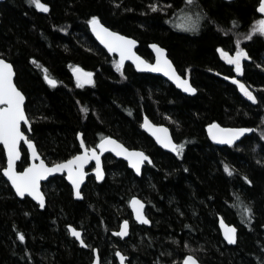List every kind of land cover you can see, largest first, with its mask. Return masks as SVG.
Returning a JSON list of instances; mask_svg holds the SVG:
<instances>
[{"label":"trees","instance_id":"1","mask_svg":"<svg viewBox=\"0 0 264 264\" xmlns=\"http://www.w3.org/2000/svg\"><path fill=\"white\" fill-rule=\"evenodd\" d=\"M41 3L48 11L32 0L0 5V56L15 68L16 84L27 99L30 137L44 159L54 163L76 154L82 132L88 146L103 136L116 137L147 152L152 164L137 177L126 162L108 155L105 180L96 183L90 177L83 200L73 199L64 177L55 176L40 210L29 198L19 199L3 177L6 158L0 145V264H91L95 248L104 264L106 259L117 264V249L129 264H183L188 254L203 264H264V34L252 32L262 19L260 1ZM92 16L137 39L139 53L147 58L149 44H160L197 93L186 95L129 64L118 70L116 57L90 31ZM237 48L247 52L240 72L220 53L234 54ZM77 65L94 74L93 83L78 84L72 76ZM44 69L56 85L45 80ZM236 80L256 99L244 95ZM144 116L171 129L184 145L180 155L156 145L142 129ZM213 122L251 131L232 145H216L207 133ZM23 152L18 169L28 163ZM133 196L146 201L152 225L133 223L129 237L121 240L112 231L132 217L128 202ZM220 215L238 228L234 246L221 236ZM69 225L83 230L88 248L70 236Z\"/></svg>","mask_w":264,"mask_h":264},{"label":"snow or ice","instance_id":"2","mask_svg":"<svg viewBox=\"0 0 264 264\" xmlns=\"http://www.w3.org/2000/svg\"><path fill=\"white\" fill-rule=\"evenodd\" d=\"M32 2L35 3L36 7L41 8L44 11H48V5L41 3V0H32ZM153 7H155V5H153ZM259 11L264 13V0H260ZM88 23L92 26L93 32H95L100 40L108 47L109 51H118L120 53V62L117 65L118 70L125 59L132 58L136 61V66L138 68L144 66L151 68L154 71L164 72L166 75H169L172 79L176 80L180 86L185 89V91H196V89L192 87L187 79L181 78V76L176 72L172 62L168 60L167 56L163 55L165 50L159 45H152V47L156 50L157 57L156 63L151 64L147 60H143L141 57L136 56L135 52H133V45L137 43L134 39L128 36H123L118 32L111 31L100 22L97 16H92ZM256 25L257 26L252 28V32L264 34V19L257 21ZM247 38L250 37H246V39ZM220 52L229 63L235 64L237 72L241 71V58L247 56V52H245L243 48H237L234 56H230L223 49H220ZM73 71L76 73V79L80 86L85 83H93L91 79V72L84 71V69L80 68L79 65H77ZM44 72V78L50 85L54 86L58 83L55 78L48 74L47 69H44ZM13 75V65L6 59L0 58V105H3L0 106V141L3 142L8 154V166L3 169L4 174L11 181L16 189V192L20 196H24L25 193H28L39 201L40 207H44V193L40 190L41 177L46 176L49 172H60L64 169H67L68 179L71 180L73 186L77 189L75 194L76 196H80L81 193L78 189L80 182L84 177V172L82 169L83 165L87 163L89 159L95 158L96 168L94 171L96 172L97 179L102 178L100 157L96 148L88 149L85 147V151L83 153L73 156L69 160L54 163L51 166L45 164L44 160L41 159L39 164H30L22 172H16L14 170L13 162L19 156L17 145L21 139H24V141L27 143L29 149L32 152L33 158H36L38 153L33 141L27 138L25 133L21 131V122H27L28 119L24 109L25 95L23 91H21V89L14 83ZM230 78L235 79L234 77ZM235 82L240 86V89L244 95H246L251 100L256 99V97L247 90L241 81L236 80ZM87 110V108H83V111L87 112ZM144 127L149 128L150 131L155 130L153 131V134L156 135L157 140L163 144L164 147L171 148L172 151H174L177 155H180L184 145L182 143H174L171 137L168 136V130L166 128H164L162 125H151L147 119L145 120ZM208 129L209 134L214 140L220 139L222 141H226L228 144H232L233 141L243 133L251 131L249 128H221L220 125L215 122L209 124ZM160 133H163V135L161 136ZM81 146H84L83 139H81ZM105 147H112V150L115 151L117 155H127L129 161L132 163V166L137 172L140 171V164L143 161L148 160L151 162L144 152L134 149L129 150L122 143L110 136L104 137L99 143V149L101 151L104 150ZM73 165H77V167L74 168ZM224 167L225 171H228L229 173L231 172V169L227 164H225ZM245 179L247 180L248 178L245 177ZM248 182L251 183L250 180ZM131 204L136 211L137 219H143L145 222H148L141 210L143 207L142 202L133 197ZM244 211L246 213H251V208L245 207ZM249 219H251V216H249ZM221 224L223 225V220H221ZM223 226L226 229L225 237L230 242H233L235 240L236 229L228 225ZM69 228L74 236L77 238L80 237V232L76 228H73L71 225H69ZM127 231L128 221L125 220L123 221L120 232L117 234L123 236L127 233ZM19 238L23 240V234H20ZM80 243L83 244L84 241L81 239ZM116 255L120 258L121 264H124V256L119 252H117ZM96 264H99V260H97ZM184 264H198V261L194 256L189 255L184 258Z\"/></svg>","mask_w":264,"mask_h":264},{"label":"water","instance_id":"3","mask_svg":"<svg viewBox=\"0 0 264 264\" xmlns=\"http://www.w3.org/2000/svg\"><path fill=\"white\" fill-rule=\"evenodd\" d=\"M4 1H5V0H0V5H1ZM225 1H234V0H225ZM259 1H260V0H259ZM258 14L262 17V19H264V13H261V12L259 11V7H258ZM0 21H1V19H0ZM100 22H101V21H100ZM101 23H102V22H101ZM102 24H103V23H102ZM103 25H104V24H103ZM104 26H105V25H104ZM105 27H107V26H105ZM89 28H90V31H91L93 37H94L95 40L98 42V44H99V45H100V46H101V47H102V48H103V49H104L109 55H111V56H117V58H118V60H119V62H120V53H119L118 51H109L108 47H107V46H106V45L100 40V38L96 35V33L93 32V30H92V26H91L90 24H89ZM107 28H109V27H107ZM109 29H110L111 31H113V32H117V31L112 30L111 28H109ZM118 33H119V32H118ZM120 34H121V33H120ZM121 35H123V34H121ZM123 36H126V35H123ZM128 37H130V36H128ZM130 38L134 39V40L137 42L135 45H133V48H132V50H133V52H135L136 56L141 57L143 60H147V59H146L145 57H143V56L139 53V51H138L139 41H138L137 39L133 38V37H130ZM153 44H157V45H159L161 48H163V49L165 50L164 53H163V55H164V56H167L168 60H170V61L172 62V65H173V67L175 68L176 72L181 76V78H183V79H187V80L189 81V83L192 85V87L195 88V86H193V84H192V82H191V80H190L189 78H187L186 76H184V75H182V74L179 73V71L177 70L175 64L173 63V61L171 60V58L168 56V51H167L164 47H162L160 44H158V43H151V44H150V49H151V51H152V53H153V55H154V60H153V62H151V61H149V60H147V61H148L149 63H151V64H155V63H156L157 53H156V50L152 47ZM0 58H3V57L0 56ZM3 59H5V58H3ZM6 60H7V59H6ZM7 61H8L9 63H11L9 60H7ZM126 63H130V64L135 68V70H136L137 72H141V73H150V74H155V75L162 76L164 79H166L168 82H170L171 84H173L178 90H180L182 93H184V94H186V95L193 96V95H195V94L197 93V89H196V88H195V89H196L195 92H188V91H185V89H184L183 87H181L180 84H179L176 80L172 79L169 75H166L164 72L154 71V70H152L151 68L144 67V66L138 68V67L136 66V61H135L134 59H132V58H127V59H125V60L123 61V64H126ZM11 64H12V63H11ZM12 65H13V64H12ZM80 68H81V67H80ZM82 69H83V68H82ZM84 71L88 72V71L85 70V69H84ZM13 73H14V75H13V81H14V83L16 84V71H15L14 66H13ZM72 76H73L74 79H76V73H74V71H72ZM91 79L93 80V74H92ZM76 80H77V79H76ZM85 84H88V83H85ZM16 85H17V84H16ZM26 102H27V99H26V96H25L24 109H25V114H26V116H27L28 119H27V122H24V121L21 122V131H23V132L25 133V136H26L27 138H29V134L31 133L32 123H31L30 117H29V115H28V113H27V111H26ZM0 106H3V105H0ZM146 119H147V121H149V122L151 123V125H157V126L162 125L164 128H166V129L168 130V133H167L168 136L171 137V139L173 140L174 143L178 144V143L175 141V139H174V137H173V135H172L171 129H170L166 124H156V123H154L152 120H150V118H149L148 116H144V118H143V121H142V129L146 132V134H147L148 136H150L160 148H162L163 150H165V151H167V152H169V153H171V154L177 155L174 151H172L171 148H166V147H164V145L161 144V143L157 140L156 135L153 134V131H155V130L150 131L149 128L144 127V124H145V120H146ZM215 123H216V122H215ZM217 124H219V123H217ZM219 125H220V124H219ZM220 127H221V128H239V127H226V126H222V125H220ZM207 133H208L209 139H210L214 144H216V145H232V144H234L235 142L239 141V140L241 139V137L245 134V133H243L242 135H240L239 137H237V139H235V140L233 141L232 144H228L226 141H222V140H220V139H216V140H214V139L212 138V136L209 134V129H208V128H207ZM160 135L162 136L163 133H160ZM106 137H109V136H106ZM110 137H111V136H110ZM112 138L115 139V140H117V141H119L120 143H122V144H123L126 148H128L129 150H133V149H134V150H138V151H142V152H144L145 155L149 158V160H150L151 162H149L148 160L143 161V162L140 164V171L137 172L136 169L132 166V163L129 161L127 155H117L116 152L112 150V147H105L104 150L101 151V150L99 149V143H100V141H101V140H100L99 143H98V145H97V147H96V150H97V152H98V154H99V157H100V169H101V172H102V178H101V179H97L96 172L94 171V169L96 168V161H95V158H91V159H89V160L87 161V163H85V164L83 165V169H82V170H83V172H84V177H83V179L81 180L80 185H79V189H78V190L80 191V193H81L80 196H76V194H75L76 191H77V189L73 186L71 180L68 179V170H67V169H64L63 171H60V172H49L46 176L41 177V180H40V190H41V192L44 193V191H43V185H44V183L48 182L51 178H53V177H55V176H61V175H64L65 178H66V180H67V182H68V184H69V185L71 186V188H72L74 198H75L76 200H82V199H83L82 189H83L84 185L86 184L87 176H88L89 174H93L98 182H103V181L105 180L107 174H106V171H105V168H104V165H103V156H105V155H107V154H111V155H112L113 157H115L116 159H121V160L125 161V162L127 163L128 167H129L130 169L133 170L134 174H135L137 177H141L142 174H143V169H144V167H145L147 164H149V165L152 164L151 156L148 155L144 150H142V149H140V148H129V147H127L123 142H121L120 140H118L117 138H115V137H112ZM29 139H30V138H29ZM81 139H83V135H82V133H79V134H78V140H79L80 146H81ZM31 140H32V139H31ZM83 140H84V139H83ZM32 141H33V143H34V145H35V147H36V150H37L38 156H37L36 158H33V156H32V152H31V150L29 149L27 143L24 141V139H21V141H20V142L18 143V145H17V148H18V151H19V156H18V158L13 162V167H14V170H15L16 172H22V171H24V169L27 168L30 164H33V163L39 164L40 160L43 159V157L41 156V154H40L39 151H38V148H37V146H36L34 140H32ZM22 144H24V145L26 146V148H27V151H28V154H29V161H30V162H29V164H28L27 166H25L22 170H19V169H18V163L20 162V160H21V158H22V150H21V146H22ZM0 145L3 146L4 152H5L6 165H5L4 168H6V167L8 166V154H7V149L4 147V144H3L2 141H0ZM85 147L87 148V146H86V144H85V142H84V146H81V151H80L79 153H77L76 155L83 153V152L85 151ZM88 149H91V148H88ZM89 154H90V153H89ZM76 155H74V156H76ZM71 158H72V157H71ZM71 158H69V159H71ZM69 159H66V160H69ZM43 160H44V159H43ZM66 160H64V161H66ZM44 162H45V164H47V165H49V166L52 165V164H48V163L46 162V160H44ZM60 162H62V161H60ZM92 162L94 163L95 167H94L90 172H87L86 169L92 164ZM57 163H59V162H57ZM73 167L76 168L77 165H73ZM4 168H3V169H4ZM3 169H2V175H3V177L8 181V183H9L10 186H11V188L14 190L16 196H17L19 199H23V198H25L26 196H28L29 198H31V199H32L37 205H39V207H40V203H39V201L36 200V199H35L33 196H31L30 194L25 193L24 196H20V195L16 192L15 187L13 186V184L11 183V181L8 179V177L4 174ZM133 197H135L136 199H138V200H140V201L142 202L143 207H142L141 210H142V212H143L144 217L147 218V221H148V222H145L143 219H137L136 211H135V209L133 208V206H132V204H131V200H132ZM133 197H131V199H130V201H129V207H130V209H131V212H132V216H133L134 221H135L138 225H144V226L150 227V226L152 225V220L150 219V217H149L148 214H147V203H146V201H145L142 197H140V196H133ZM46 203H47V199H46V195H45V193H44V207H40L41 210H44V209H45V207H46ZM221 220H223V225H228V226H230V227H234V228L236 229V232H235V240H234L233 242H230V241L225 237V231H226V229H225V227L221 224ZM127 221H128V220H127ZM122 225H123V222H121V224L119 225V226H120L119 229L116 230V231H113L112 234H113V235H118L117 233L120 232V229H121ZM71 226H72L73 228H76V227L73 226V225H71ZM218 227H219V230H220V233H221V236H222L224 242H225L227 245H230V246H234V245H236L237 240H238V228H237V226L234 225V224L228 223V222H227V221H226V220L220 215L219 218H218ZM76 229L80 232V237L77 238L76 236H74V235L72 234V232H71L69 226H68V231H69L70 236H71L72 238H74V239L79 243V245H80L81 247H83V248H87L88 245H87L86 242L84 241V238H83V231H82L81 229H78V228H76ZM130 233H131L130 222L128 221V231H127V233H126L125 235H123V236H120V235H118V236H119L121 239H126V238L129 237ZM81 239L84 241L83 244L80 243V240H81ZM117 252H119L121 255L124 256V258H125V259H124V264H129V263L127 262V256H126L122 251L117 250V251L115 252V257H116V260H117L118 264H121V261H120V258L116 255ZM189 255H191V254H188V255H186V256H189ZM186 256H185V257H186ZM191 256H194V255H191ZM185 257H184V258H185ZM194 257H195V256H194ZM195 258H196V257H195ZM196 259H197V258H196ZM97 260H99V264H101V258H100L99 251H98L97 248H95V249H94V253H93V260H92V263H91V264H96ZM197 261H198V264H203V263H201L198 259H197ZM183 264H184V259H183Z\"/></svg>","mask_w":264,"mask_h":264},{"label":"flooded vegetation","instance_id":"4","mask_svg":"<svg viewBox=\"0 0 264 264\" xmlns=\"http://www.w3.org/2000/svg\"><path fill=\"white\" fill-rule=\"evenodd\" d=\"M151 44V43H150ZM150 44H149V48H150ZM151 50V49H150ZM151 53H152V51H151ZM142 55V54H141ZM111 56V55H110ZM143 56V55H142ZM169 56V55H168ZM112 57H116V59H117V61L119 62V60H118V58H117V56H112ZM143 57H145V56H143ZM147 60H149V61H151V62H153V60H154V55H153V53H152V56L150 57V58H147V57H145ZM172 60V59H171ZM173 61V60H172ZM174 63V62H173ZM127 64H129V65H131L130 63H126V64H122V65H127ZM175 64V63H174ZM132 66V65H131ZM176 66V65H175ZM133 67V66H132ZM134 68V67H133ZM177 68V67H176ZM135 69V68H134ZM178 70V69H177ZM73 71V70H72ZM136 71V70H135ZM179 71V70H178ZM88 72H91V71H88ZM137 72V71H136ZM92 73V72H91ZM138 73H141V72H138ZM180 73V72H179ZM93 74V73H92ZM146 74H150V73H146ZM180 74H182V73H180ZM152 75H155V74H152ZM182 75H184V74H182ZM156 76H159V75H156ZM184 76H186V75H184ZM160 77H162V76H160ZM93 78H94V74H93ZM163 78V77H162ZM76 80V79H75ZM166 80V79H165ZM77 81V80H76ZM93 81V80H92ZM167 81V80H166ZM83 85H88V84H83ZM31 120V119H30ZM151 120V119H150ZM154 122V121H153ZM155 123V122H154ZM156 124H160V123H156ZM141 126H142V124H141ZM79 133H82V132H79ZM78 133V134H79ZM82 135H83V133H82ZM104 137H106V136H103L100 140H102ZM112 137V136H111ZM29 138L30 139H32L31 137H30V134H29ZM116 138V137H115ZM77 139H78V136H77ZM84 139V138H83ZM33 140V139H32ZM99 140V141H100ZM119 140V139H118ZM99 141L97 142V144L95 145V146H88L87 144H86V142H85V140H84V142H85V144H86V146H87V148H96L97 147V145H98V143H99ZM78 143H79V140H78ZM36 144V143H35ZM157 145V144H156ZM2 146V145H1ZM37 146V145H36ZM158 146V145H157ZM3 147V146H2ZM79 147H80V150L77 152V153H79L80 151H81V146H80V143H79ZM128 147V146H127ZM38 148V147H37ZM130 148V147H129ZM23 149H25L26 150V152H27V156H28V163L25 165V166H27L28 164H29V154H28V151H27V148H26V146L24 145V144H22V146H21V150H22V157H23V154H24V152H23ZM162 149V148H161ZM4 150V149H3ZM163 150V149H162ZM38 151H39V149H38ZM165 151V150H164ZM167 152V151H166ZM5 153V152H4ZM39 153H40V151H39ZM76 153V154H77ZM147 153V152H146ZM41 154V153H40ZM76 154H74V155H76ZM148 154V153H147ZM73 155V156H74ZM108 155H110L111 157H113L111 154H107V155H105V156H103V165H104V168H105V171H106V157L108 156ZM149 155V154H148ZM41 156H42V154H41ZM73 156H71V157H73ZM43 157V156H42ZM71 157H69V158H71ZM6 158V157H5ZM68 158V159H69ZM113 158H115V157H113ZM22 159V158H21ZM43 159H44V157H43ZM116 159V158H115ZM152 159V158H151ZM44 160H46V159H44ZM66 160V159H65ZM21 161V160H20ZM62 161H64V160H62ZM46 162L48 163V164H54V163H57V162H60V161H57V162H54V163H49L47 160H46ZM125 162V161H124ZM127 164V163H126ZM5 165H6V162H5ZM24 166V167H25ZM128 166V165H127ZM5 167V166H4ZM3 167V168H4ZM23 167V168H24ZM95 167V165H94V163L92 162V164L86 169V171L87 172H90L93 168ZM22 168V169H23ZM22 169H19V170H22ZM144 170V169H143ZM106 174H107V171H106ZM61 177H64V179L66 180V178H65V176L64 175H61ZM92 178L96 183H101V182H98L97 180H96V178H95V176L93 175V174H89L88 176H87V181H88V179L89 178ZM50 181V180H49ZM48 181V182H49ZM87 181H86V183H87ZM48 182H46V183H44V185H43V191H44V193H45V195H46V199H47V191H46V185L48 184ZM66 182H67V180H66ZM67 184H68V182H67ZM10 185V184H9ZM69 185V184H68ZM86 185V184H85ZM85 185H84V187H85ZM70 186V185H69ZM11 187V186H10ZM84 187H83V189H82V194H83V199H84V192H83V190H84ZM70 188H71V186H70ZM12 189V188H11ZM13 190V189H12ZM71 191H72V188H71ZM13 192H14V190H13ZM14 194H15V192H14ZM16 195V194H15ZM27 198H29L28 196H26ZM25 197V198H26ZM72 197H73V199H75L74 198V196H73V191H72ZM24 199V198H23ZM35 205H37L31 198H29ZM82 199V200H83ZM131 199V198H130ZM130 201V200H129ZM46 205H47V203H46ZM38 207H39V205H37ZM128 206H129V202H128ZM39 209H40V207H39ZM129 209H130V207H129ZM41 210V209H40ZM130 212H131V209H130ZM131 216H132V212H131ZM125 220H128L129 222H130V229H131V227H132V224L133 223H136L135 221H134V219H133V216L131 217V218H127V219H124L123 221H125ZM122 221V222H123ZM121 224V223H120ZM119 224V225H120ZM137 224V223H136ZM74 226V225H73ZM119 227L120 226H118V228H117V230L119 229ZM79 229V228H78ZM83 231V230H82ZM114 231H116V230H114ZM69 232V231H68ZM112 233H113V231H112ZM113 235V234H112ZM113 236H116V237H118L119 239H121L118 235H113ZM83 238H84V235H83ZM121 240H124V239H121ZM88 248V247H87ZM117 250H119V249H117ZM116 250V251H117ZM99 251V250H98ZM115 251V252H116ZM123 252V251H122ZM93 253H94V250H93ZM100 253V252H99ZM124 253V252H123ZM116 258V257H115ZM128 258V257H127ZM117 261V260H116ZM102 262V261H101ZM117 264H118V262H117Z\"/></svg>","mask_w":264,"mask_h":264},{"label":"rangeland","instance_id":"5","mask_svg":"<svg viewBox=\"0 0 264 264\" xmlns=\"http://www.w3.org/2000/svg\"><path fill=\"white\" fill-rule=\"evenodd\" d=\"M221 53V52H220ZM228 53V52H227ZM236 53V52H235ZM235 53L234 54H229L230 56H234L235 55ZM221 56H222V58L224 59V60H226L227 62H228V60L221 54ZM242 58H241V62H242ZM234 66H235V64H233ZM235 68H236V66H235ZM110 259H106V261H105V263L106 264H110V261H109ZM102 264H104V263H102Z\"/></svg>","mask_w":264,"mask_h":264},{"label":"bare ground","instance_id":"6","mask_svg":"<svg viewBox=\"0 0 264 264\" xmlns=\"http://www.w3.org/2000/svg\"><path fill=\"white\" fill-rule=\"evenodd\" d=\"M121 251V250H120ZM101 258V257H100ZM101 264H102V262H101Z\"/></svg>","mask_w":264,"mask_h":264}]
</instances>
